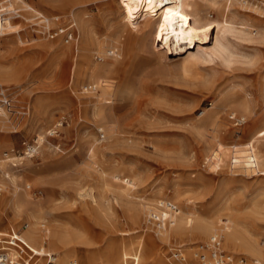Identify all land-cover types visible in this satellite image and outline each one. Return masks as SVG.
Returning a JSON list of instances; mask_svg holds the SVG:
<instances>
[{
  "label": "rangeland",
  "instance_id": "obj_1",
  "mask_svg": "<svg viewBox=\"0 0 264 264\" xmlns=\"http://www.w3.org/2000/svg\"><path fill=\"white\" fill-rule=\"evenodd\" d=\"M8 1L0 0L13 26L0 31V99L25 114L0 112V247L17 234L37 264L46 255L62 264L64 249L25 241L34 223L46 236L70 232L74 264L104 259L113 243L141 246L140 264H198L193 254L211 238L226 257L264 263L247 244L264 245V140L255 139L264 129V0L211 12L226 62L125 35L115 0ZM71 26L73 42L48 34ZM166 203L213 220L216 233L196 225L162 239Z\"/></svg>",
  "mask_w": 264,
  "mask_h": 264
},
{
  "label": "bare ground",
  "instance_id": "obj_2",
  "mask_svg": "<svg viewBox=\"0 0 264 264\" xmlns=\"http://www.w3.org/2000/svg\"><path fill=\"white\" fill-rule=\"evenodd\" d=\"M218 1H221V3ZM231 1L232 0H115L114 2L116 3V11L119 15L121 27L125 35L129 34L130 36V34L133 35L139 32L141 43H145L147 38H152L154 47L160 46V48L167 49L169 52L171 49L179 52H184L186 50L185 52H188L190 48L194 49L197 47L198 53L189 54L190 58L200 61L220 58L226 62L230 57V52L219 38V33H222V27L214 20V14L211 12H215L217 16L223 14L225 10L228 11L226 7H228ZM11 6L12 3L11 0H9L8 7ZM9 19L0 17V31H3L4 28L9 29L13 27L10 25ZM214 31L215 36L212 46H201L212 40L210 36ZM101 51L103 54H106V47H101ZM199 51H202V53ZM259 138L264 140V129L257 133L255 139ZM251 152L252 157L255 158V151L252 146ZM112 178L114 184H117V182L123 183L116 175ZM125 185L126 188L122 186L125 191L133 188L127 181ZM80 196L82 197L83 194H80ZM160 200H162V198L158 196L155 202L160 203ZM172 200L174 204L178 205L181 202L180 195L176 193V196ZM164 207L168 213H166L167 215L161 213L162 220L166 221V223H164L165 225L161 228H164L163 231H166V225H168V231L163 234L164 236L162 239H167L168 237L178 238L179 233L189 232L196 225H200L201 231H205L208 234L212 235L216 233V229L212 222L213 220L199 223L201 218L196 215L194 216L198 217V219L187 218L185 213L178 206L176 207L177 211L175 213L167 209L166 204H164ZM154 213L159 215L156 208H154ZM164 217L166 219H164ZM228 219L227 222H230L231 219ZM234 222L231 220V227L228 231H234ZM47 234L46 236V233L39 230L37 226L32 223L30 230L25 232L23 236L25 241L35 248L51 247L52 250L55 251L60 248L64 249L65 259L62 264H74L73 261L69 260V253L65 249L69 241L70 232L66 229L58 233V236L53 232L51 233V231L47 232ZM220 236L226 246L227 242H229V238L223 233ZM247 244L252 258L264 260V245L261 246L257 244L255 240H251ZM2 249H0V251ZM30 252L35 257L34 260L38 261V251H34L35 253H33L30 250ZM105 252L106 257L104 259L101 257L95 258L94 264H140L141 246L128 249L123 244L115 245V243H113ZM161 262L162 260L159 259L156 263L161 264Z\"/></svg>",
  "mask_w": 264,
  "mask_h": 264
},
{
  "label": "built area",
  "instance_id": "obj_3",
  "mask_svg": "<svg viewBox=\"0 0 264 264\" xmlns=\"http://www.w3.org/2000/svg\"><path fill=\"white\" fill-rule=\"evenodd\" d=\"M58 17H55L52 22H58ZM49 36L51 39H54L58 36H63L66 42H73L76 40L75 31L69 28L56 27L52 30H49ZM0 112H4L7 115L18 116L20 114L14 109L12 105V100L9 96H5L2 93V98L0 99ZM27 112V110H26ZM27 151L33 152V146H28ZM167 209L172 213L177 211L176 206L171 203H166ZM151 220V219H150ZM5 245L0 249V264H37L38 261L34 260L33 254L30 252V249L22 242L17 234H10L9 239L3 241ZM30 252V253H29ZM180 253L177 251L172 255V258L175 260L178 259ZM194 258L198 261V264H264L254 259H231L226 257L220 250V241L217 238H211L206 243L200 245L198 250L194 252ZM44 264H57L55 261L54 255H46L42 257ZM43 264V263H42Z\"/></svg>",
  "mask_w": 264,
  "mask_h": 264
}]
</instances>
